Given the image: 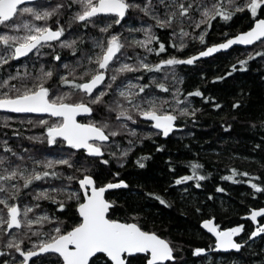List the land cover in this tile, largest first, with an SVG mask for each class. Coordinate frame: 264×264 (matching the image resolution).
<instances>
[{
  "label": "snow or ice",
  "instance_id": "1",
  "mask_svg": "<svg viewBox=\"0 0 264 264\" xmlns=\"http://www.w3.org/2000/svg\"><path fill=\"white\" fill-rule=\"evenodd\" d=\"M137 13L142 14L141 26L128 31L142 32L143 36L126 45L122 36L124 21ZM238 14L247 16L250 23L246 30L234 35L225 31L220 42L207 44L186 56L167 54L165 42L155 32L156 28L170 30L169 42L174 49L182 50L186 48V38L204 45L214 21L227 22ZM65 16L67 19L61 23ZM105 19L110 22L102 26L97 23ZM115 26L121 31H115ZM96 28L99 35H91L90 30ZM177 38L178 43L174 42ZM85 41L91 42V48L83 46ZM154 41L158 46H154ZM257 42L262 45L259 51L254 48L213 80L231 76L237 66L247 68L248 61L256 56L264 57V0H0V110L46 114L36 120L43 131L27 137L38 141L39 146L17 145L21 148L17 151L7 139H0V264H36L33 258L42 256L55 257L58 264H182L175 254L182 250L181 246H174L155 230H146L141 223L144 217L136 208H131L123 218L113 217L111 210L117 201L109 199L106 191L128 188V181L98 184L90 173L97 163L110 166L105 155L123 166L128 153L136 143H142V138L135 142L129 139V146L118 154L111 148L119 147L117 137L125 132L136 136L137 127L130 125L141 118L154 127L156 134L168 137L183 127L177 123L181 117L195 120L196 113L202 111L192 106L190 97L211 101L215 109L222 107L215 97L204 95L198 87L183 95L182 88L169 87V77L174 84L182 82L176 74L178 65L193 64L233 45ZM132 45H138L146 54H164L166 58L146 62V56L135 53L136 59L131 61L125 48ZM57 47L61 51H56ZM65 49L74 59L62 56ZM30 56L34 71H29L25 63L24 71H20L18 64L14 73L5 74V69L11 67L9 61L21 57L28 61ZM44 57H52L47 66ZM158 72L164 74L160 82L154 74ZM144 73L148 74V83L143 82ZM154 89L163 90V94L158 95ZM241 103L236 100L232 108L237 109ZM80 114L85 115L78 119ZM10 119L4 118L8 127L12 126ZM258 124L264 129V119ZM252 126L257 127V122L253 121ZM153 134L145 132L142 136ZM13 136L20 139L21 134L13 132ZM48 146L56 147L54 155H45L51 152ZM162 148L163 145L158 146V150ZM146 158H137L136 164L143 167ZM188 163L191 174L176 176L172 186L195 181V186L201 187L205 176L199 169L203 165L197 161ZM169 167L172 168L171 162ZM64 168L70 171L65 173ZM237 174L238 169L233 167L231 174L221 179L232 181ZM240 175L248 177L244 182L252 189L264 190V185L253 181L259 179L255 173L244 171ZM60 177H65L67 183L37 188L33 202L22 203L36 182H51ZM217 190L225 191L219 185ZM187 191L182 188L183 193ZM145 195L162 205L169 203L159 193ZM211 196L209 193L208 197ZM41 199L51 201L59 210L67 211L72 205L77 215L62 219L46 209L39 211L36 201ZM246 215L253 221L257 217L264 219V207H253ZM214 221L215 217L210 216L201 223L214 235L217 250H241L252 238L264 234V223L258 222L248 240L238 241L234 237L243 231V225L224 227ZM211 247H195L193 255L206 253Z\"/></svg>",
  "mask_w": 264,
  "mask_h": 264
},
{
  "label": "trees",
  "instance_id": "2",
  "mask_svg": "<svg viewBox=\"0 0 264 264\" xmlns=\"http://www.w3.org/2000/svg\"><path fill=\"white\" fill-rule=\"evenodd\" d=\"M141 15V13L132 14L124 21L125 30L122 36L126 38V45H131L133 38L143 36L142 32L128 31L129 28L137 29L141 26ZM249 23L247 16L240 14L227 22L217 19L206 35V44L201 45L199 40L186 38L187 45L182 50L172 47V43L169 42L170 30L156 28L155 32L165 42L167 54L186 56L202 50L207 44L220 42L224 38L225 31L234 35L246 30ZM115 31H121L120 27L115 26ZM94 33L97 31L90 30L91 35ZM174 42L178 43L179 38ZM153 44L158 46L155 41ZM83 46L89 48L88 42L85 41ZM261 47L259 43L248 48L234 47L227 52L197 60L193 64L178 65L176 74L177 78L182 77V82L174 84L169 77L166 81L169 87L182 88L181 95L192 92L198 87L204 95L215 97V102L220 103L222 107L215 109L211 101H203L199 96L190 97L192 106L202 111L196 113L195 120L191 117H181L177 123L183 127L174 130L167 138L156 134L154 127L144 123V119L141 118L140 121L130 125L137 127V135L131 136L125 132L117 137L119 147L113 145L111 148V151L118 154L123 148L129 146V139L135 142L142 138V143H136L132 151L128 153L123 166L117 164L115 158L105 155V158L110 159V166L97 163L90 173L94 175L98 184L115 182L119 179L128 181V188L106 194L109 199L117 201L111 210L113 217L123 218L131 208H136L144 217L141 223L146 230H155L158 234L169 238L174 246L176 244L181 246L182 250H178L175 254L182 264H196L203 261L202 256L193 255L195 247H213V240L201 229L200 221L214 216L215 222L224 227L243 225V231L236 238L248 240L253 226L243 217L251 208L264 206V190L252 189L251 185L244 182L248 177L240 175L244 171L255 173L259 179L253 178V181L264 185V129L258 124L259 120L264 119V57L256 56L248 61L247 68L241 69L237 66V71L231 76L223 80H213V77L223 76L226 71H229V65L236 63L238 59H243L254 48L259 51ZM56 51H61V49H56ZM125 51L131 57V61L136 59L135 53H140L141 57L146 56V62H157L160 58H166L164 54L160 56L154 53L146 54L145 50L138 45L126 47ZM61 54L68 60L74 59L69 51H62ZM54 55L55 53H52V56ZM51 59L52 57L42 58L46 66ZM30 60L33 62L32 56L28 58V61L25 59L9 61L11 67L5 69V74L13 66L30 63ZM38 67L39 62H36L35 68ZM29 71H34L32 63L29 65ZM154 74L158 77L157 82H160L159 78H163L164 75L163 72ZM136 75H141V73L137 72ZM143 75V82L148 83V74ZM154 91L158 95L163 94L161 89H154ZM236 100H241L242 103L237 109H233L232 104ZM5 117L12 118L8 121L11 127L4 124ZM40 118H45V116L0 112V139H7L17 151H21L17 145L23 148L39 146L38 141H30L27 137L39 135L43 131V126L36 123V120ZM253 121L257 122V127L252 126ZM225 124H231L232 127L225 129ZM13 132H19L20 139L13 136ZM145 132L154 134L151 137L142 136ZM4 133H7V136ZM258 144L259 148L256 147ZM159 145H163L160 150H158ZM48 147L51 152L45 155H54L57 151L56 147ZM142 156L147 158L142 161L144 166L140 167L136 164V160ZM191 161H197L203 165V168L199 169L205 176V179L200 181L201 187L197 188L195 181L186 182L182 186H172V180L176 176L191 174L188 163ZM170 162L172 168L169 167ZM233 167L238 169L234 180L221 179L231 174ZM63 171L67 173L70 170L64 168ZM117 172L120 173L119 176L115 175ZM61 183H67L65 177L53 178L51 182H36L34 187L28 189V194L25 195L22 203L33 202L35 189L57 187ZM217 185L225 191H218ZM182 188H187V193H183ZM146 192L163 195L168 200V205H162L159 201L146 197ZM209 193L212 194L211 198L208 197ZM36 202L40 204L39 211L46 209L50 214L60 216L62 219L65 217L70 219L77 215L72 205H69L65 211L57 209L48 200L41 199ZM197 208L200 209L199 212ZM263 238L264 234H261L252 243L255 247L248 248V245H245L238 253H211L210 255L212 260L217 256L228 259L239 257L245 264H260L264 261V254L262 255L259 250ZM34 259L36 264H58L55 257L42 256Z\"/></svg>",
  "mask_w": 264,
  "mask_h": 264
},
{
  "label": "rangeland",
  "instance_id": "3",
  "mask_svg": "<svg viewBox=\"0 0 264 264\" xmlns=\"http://www.w3.org/2000/svg\"><path fill=\"white\" fill-rule=\"evenodd\" d=\"M53 2H55V0H53ZM66 19H67V16H65L64 19L61 20V23H64L63 21H65ZM108 22H110V21L107 20V19H105L104 21H97V23L100 24L101 26L104 23H108ZM91 30H96L97 31V33H94V35L92 34L93 36L99 35V28L91 29ZM87 42H88L89 48H91V42L90 41H87ZM57 49H59V47H57ZM63 51L64 52L65 51L68 52V50H66V49L63 50ZM27 63H28V65H31L32 61L30 60V63L29 62H27ZM24 64L23 63L21 64L20 71H24V68L22 67ZM16 68H17V65L16 66H13V68H11L10 71H6V73H8V72L14 73L16 71ZM28 70H29V68H28ZM13 82H16V81H11L10 83H13ZM257 239L252 240L248 244V248L255 247L254 245H252V243L255 242ZM254 250H257V249H254ZM259 250H260L261 254L263 255L264 254V238H263L262 243H261V245L259 247ZM202 260L203 261H201V262L199 261L196 264H201L202 262H204L205 264H209L210 262H212L213 264H245L244 261H243V259L242 258H239V257H235L233 259H228L226 257L217 256V257L214 258V260H212V256L210 254H209V256H205V257L202 256Z\"/></svg>",
  "mask_w": 264,
  "mask_h": 264
},
{
  "label": "water",
  "instance_id": "4",
  "mask_svg": "<svg viewBox=\"0 0 264 264\" xmlns=\"http://www.w3.org/2000/svg\"><path fill=\"white\" fill-rule=\"evenodd\" d=\"M258 43V42H257ZM256 44V43H255ZM250 46H252V45H248V46H244V45H239V44H237V45H233L229 50H231L232 48H234V47H240V48H248V47H250ZM229 50H221L220 52H218V53H224V52H227V51H229ZM217 54V53H216ZM213 55H215V54H213ZM212 55V56H213ZM206 58H208V57H203V58H199L198 60H200V59H206ZM19 59H23V57H21V58H18L17 60H19ZM0 112H3V113H11V114H28V115H30V114H33V115H37V116H46V114H38V113H15V112H12L11 110H0ZM85 114H80L79 116H78V119H80L81 117H83ZM171 135V133L169 134V136ZM162 136V138H167V137H164L163 135H161ZM112 182V181H111ZM116 182V181H115ZM115 182H113V183H115ZM122 188H124V187H121V188H117V189H111V190H107L106 191V194L108 193V192H111V191H114V190H118V189H122ZM262 207H264V206H262ZM251 211V209L248 211V212H250ZM247 212V213H248ZM243 219L244 220H247V221H249L253 226H257V223L259 222L260 223V219H261V217H257V221H253L252 219H251V217L250 216H248V215H244V217H243ZM215 222V221H214ZM261 223H264V220L261 222ZM200 227H201V229L205 232V233H207L211 238H213V240H215V237H214V235L213 234H211V233H209L208 231H207V229H204L203 228V225H202V223L200 222ZM255 227H254V229H255ZM253 229V230H254ZM260 236V234H258V236L257 237H259ZM257 237H255V238H257ZM255 238H252L251 240H253V239H255ZM234 239H236L235 237H234ZM242 248H243V246H242ZM212 252H214V253H220V254H225V253H231V252H233V253H238V252H240L241 250H235V249H230V250H217V249H215L214 248V246H213V248H212V250H211ZM203 254H205V253H202V254H199V255H203ZM34 259V258H33Z\"/></svg>",
  "mask_w": 264,
  "mask_h": 264
},
{
  "label": "flooded vegetation",
  "instance_id": "5",
  "mask_svg": "<svg viewBox=\"0 0 264 264\" xmlns=\"http://www.w3.org/2000/svg\"><path fill=\"white\" fill-rule=\"evenodd\" d=\"M264 219H260V223L263 221ZM253 226V225H252ZM255 226H253V228H254ZM207 234V233H206ZM208 235V234H207ZM209 236V235H208ZM260 236H261V234H260ZM259 236V237H260ZM258 237V238H259ZM236 238V237H235ZM236 239H238V241L240 240V238H236ZM212 240H213V238H212ZM213 243H214V240H213ZM245 246V245H244ZM243 246V247H244ZM213 248V247H212ZM212 250V249H211ZM211 250H209L208 252H206L205 254H203L202 256H209V254H211V253H214V252H212ZM216 254H218V253H216ZM199 256V255H198ZM201 264H205L204 262H202Z\"/></svg>",
  "mask_w": 264,
  "mask_h": 264
},
{
  "label": "bare ground",
  "instance_id": "6",
  "mask_svg": "<svg viewBox=\"0 0 264 264\" xmlns=\"http://www.w3.org/2000/svg\"><path fill=\"white\" fill-rule=\"evenodd\" d=\"M67 147V146H66ZM201 222V221H200ZM249 222V221H248ZM254 229V228H253ZM213 246H214V243H213ZM200 256H202V255H200Z\"/></svg>",
  "mask_w": 264,
  "mask_h": 264
}]
</instances>
